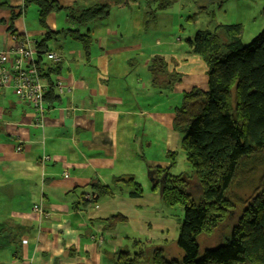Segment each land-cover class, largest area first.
Returning a JSON list of instances; mask_svg holds the SVG:
<instances>
[{
	"label": "crops",
	"instance_id": "crops-1",
	"mask_svg": "<svg viewBox=\"0 0 264 264\" xmlns=\"http://www.w3.org/2000/svg\"><path fill=\"white\" fill-rule=\"evenodd\" d=\"M218 1L58 0L62 9L46 20L57 34L47 41L42 62L55 66L47 58L50 51L62 57L61 73L54 78L60 100L51 106L45 101L43 126L38 125L34 109L18 98L12 80L0 85V264H112L110 253L134 238L129 221L104 230L101 218L116 212L129 215V208L105 205L91 185L99 180L111 187L116 184L115 189L124 183L117 177L130 174L132 164L123 160L121 151L130 144L131 161L144 158L140 150L151 142L143 143L136 133L138 129L144 133L149 120L157 123L162 116V123L167 121L172 128L173 104L167 106L169 113L162 114L151 99L159 89L152 86L148 69L154 56L163 57L170 72L182 74L172 89L177 95L193 86L206 87L202 56L189 52L181 40L175 43L172 36L165 39L154 33L161 34L157 29L162 20L173 18L168 8L176 7L174 28V21L185 17L188 9ZM107 2L108 16L87 25L72 21L65 10ZM0 3L13 8L0 6L5 66L11 67L19 40L34 44L37 59L36 44L46 30L38 21H28V8L19 14L23 0ZM12 14L17 17L10 30ZM66 29L90 34L89 57L82 43L63 32ZM44 156L49 159L43 160ZM152 165L146 162L149 175ZM127 203L138 211L136 201ZM35 205L47 215L37 212ZM94 236L101 242L96 243Z\"/></svg>",
	"mask_w": 264,
	"mask_h": 264
},
{
	"label": "trees",
	"instance_id": "trees-1",
	"mask_svg": "<svg viewBox=\"0 0 264 264\" xmlns=\"http://www.w3.org/2000/svg\"><path fill=\"white\" fill-rule=\"evenodd\" d=\"M33 3L38 8L39 25L46 30L45 38L36 44L35 63L47 84L44 99L51 106L60 100L54 79L61 73L60 62L45 66L42 54L55 33L46 24L47 16L62 8L58 0H23L19 14ZM0 6L12 8L6 3ZM65 10L72 21L87 25L106 18L110 3ZM16 17H10V30ZM4 21L0 19V23ZM243 31L241 23H219L214 29H198L193 38L187 39L188 51L201 55L207 66L206 87L197 85L184 91L181 104L173 108L172 128L183 134L181 147L192 174L170 172L174 152H169V166L149 168L152 190L160 193L167 206L184 207L185 217L176 240L183 256L169 259L163 246L144 249V242L133 238V248L138 251L120 247L110 253L112 264H264V29L249 44L242 42ZM63 32L82 43L86 56H90L88 32ZM148 69L152 86L165 96L182 79V74L170 72L165 59L158 55L151 59ZM258 167L262 173L251 195L246 199L232 195L237 186L245 187L251 181ZM117 180L131 188V197H143V186L134 175ZM91 189L98 197L115 193L114 187L99 180ZM35 207L47 215L41 206ZM100 220L104 230H110L125 223L127 216L116 212ZM223 225L229 226L231 237L201 251L199 237H210ZM95 242L101 241L96 238Z\"/></svg>",
	"mask_w": 264,
	"mask_h": 264
},
{
	"label": "rangeland",
	"instance_id": "rangeland-1",
	"mask_svg": "<svg viewBox=\"0 0 264 264\" xmlns=\"http://www.w3.org/2000/svg\"><path fill=\"white\" fill-rule=\"evenodd\" d=\"M188 1V0H184ZM196 5V4H195ZM167 6V5H166ZM165 6V7H166ZM197 6V5H196ZM192 7L188 9L187 15L179 21H174V13L176 7L168 8L169 15H173L170 20H162L158 26L157 31L161 34H155L163 36L165 39H172L177 43L181 40L184 46H188L187 39L193 38L198 29H214L219 23H244L243 25V44H249L263 29H264V0H221L210 7ZM164 8V7H163ZM27 19L38 21V8L33 3L28 6ZM157 10L151 13L155 16ZM150 15V17H152ZM163 17L164 15L161 14ZM194 16V17H193ZM152 22V21H151ZM153 23V22H152ZM148 25V24H147ZM182 27V29H180ZM141 30L140 32H142ZM134 32H139L135 29ZM147 54V53H146ZM147 55H143L146 57ZM151 99L154 104L158 103V108L162 114L169 113L168 105L176 106L181 104V95H177L173 90H167V98L163 96L158 90L151 95ZM162 116L158 118L157 123L147 122L146 127L143 129L144 133H141V129H138L136 136L139 139L151 142L148 146L144 144L140 153L144 157L137 160L130 157L131 148L121 151V157L123 160L130 161L132 164L129 168L132 175L137 181L141 182L144 194L141 198H132L129 196L131 188L125 183H119L115 188L116 196H102L101 201L105 205H120L128 209L129 215L127 221L130 223V229L134 232V238L142 240V248L151 249L156 246H163L166 249V257L181 258L183 256L182 250L178 247L176 240L180 233V225L185 217L184 207L180 204L175 206H167L161 199L160 193L153 191L152 177L149 175L146 162L149 161L152 166L161 165L169 166L172 162V157L169 156V152L175 153V163L171 167L170 172L174 175L178 174H192V167L187 161L185 151L182 150L181 141L183 134L175 131L169 125V122L162 123ZM141 127V126H140ZM141 163L143 164L141 165ZM121 166H123L121 164ZM262 168L258 167L255 174L252 176L251 181L244 187V184L237 186L232 195L236 197L248 198L251 195L253 188L255 187ZM123 178H127V174H123ZM113 187L116 184L112 185ZM136 201L138 211H132V205L127 202ZM241 203L237 202L236 204ZM240 206V204H238ZM126 221V222H127ZM234 222V221H233ZM124 223H120L122 225ZM229 222V226H230ZM228 225L221 226L215 234L210 237L200 236L199 244L201 251L205 249H212L221 245L227 238L231 237V232ZM121 227V226H120ZM224 236V237H223ZM131 251H138L137 248H133V240H127L125 245Z\"/></svg>",
	"mask_w": 264,
	"mask_h": 264
},
{
	"label": "built area",
	"instance_id": "built-area-1",
	"mask_svg": "<svg viewBox=\"0 0 264 264\" xmlns=\"http://www.w3.org/2000/svg\"><path fill=\"white\" fill-rule=\"evenodd\" d=\"M33 45L30 41L19 40L13 52L15 58L11 67L5 66L8 57L4 52L0 51V85H6L9 80H12L18 98L34 109L38 116V125L43 126V117L47 109L44 99L47 84L41 78L35 63L36 49ZM46 54L47 58L53 62H59L62 59L55 51H50ZM25 63L27 64L26 66ZM44 159L46 161L49 157L44 156ZM34 209L40 214L43 212L40 207H35ZM93 238L96 239L95 236Z\"/></svg>",
	"mask_w": 264,
	"mask_h": 264
},
{
	"label": "water",
	"instance_id": "water-1",
	"mask_svg": "<svg viewBox=\"0 0 264 264\" xmlns=\"http://www.w3.org/2000/svg\"><path fill=\"white\" fill-rule=\"evenodd\" d=\"M153 181V180H152Z\"/></svg>",
	"mask_w": 264,
	"mask_h": 264
}]
</instances>
